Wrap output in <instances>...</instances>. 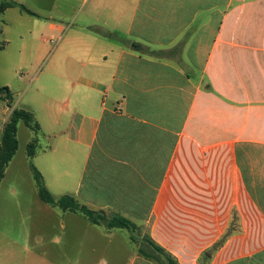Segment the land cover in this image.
<instances>
[{
	"label": "crops",
	"instance_id": "crops-1",
	"mask_svg": "<svg viewBox=\"0 0 264 264\" xmlns=\"http://www.w3.org/2000/svg\"><path fill=\"white\" fill-rule=\"evenodd\" d=\"M5 1L38 16L7 8L0 22L13 9L31 17L20 51L31 41L30 65L47 60L27 111L40 126L31 161L51 195L145 226L176 264H264V0ZM69 24L74 36L43 58L35 33ZM61 81L71 90L56 117ZM3 104L0 142L19 108ZM24 127L0 181V264H157L126 230L39 200L15 166L33 137L20 143Z\"/></svg>",
	"mask_w": 264,
	"mask_h": 264
},
{
	"label": "rangeland",
	"instance_id": "rangeland-1",
	"mask_svg": "<svg viewBox=\"0 0 264 264\" xmlns=\"http://www.w3.org/2000/svg\"><path fill=\"white\" fill-rule=\"evenodd\" d=\"M20 12L17 9L10 10L6 13V20L10 23L6 27L4 26V23L6 24L7 21L5 18L2 20V23L0 22V25H2V29H4V33H0V84L3 86H7L10 90L11 97H12V105L18 103V107L21 109L29 110V98L33 95V91L36 87V81L34 79L35 76L39 72H44L47 70V60L46 58L42 60V56L38 57L36 59L35 64L33 67L30 65V58L33 57V51H32V45L33 42L28 41L24 53H21V41L18 39V34L22 33L26 36V30L29 28V31H31V22L32 19L29 17V19L21 20L19 19ZM44 15V14H42ZM5 20V21H4ZM25 20H29V23L25 22ZM65 31L59 35L56 32H50L48 30H40L39 33H35L36 37H42L43 40L41 44L44 45V51L42 53L43 58L44 55L51 54L53 51L57 49V47L60 49L64 46H66V38H72L74 36V30H76V27L74 24L65 25ZM34 38V37H33ZM30 40V36H29ZM21 53V54H20ZM40 54V53H39ZM42 60V61H41ZM43 74V73H42ZM43 79H45L46 84L48 87L53 86L55 84V81L53 79L45 78V76L41 75V81L42 83ZM58 90H64V98L59 99L57 98V101L55 102L54 108L52 113L58 117V114L61 113L62 116L63 113L59 110H63L62 103L66 96L68 95V92L71 90L69 87V82L67 81H61L58 82V87L56 88V93L58 94ZM30 94V95H29ZM55 101V99H54ZM5 107L3 104V101H0V121L2 120V108ZM38 112V111H37ZM31 133L26 127L23 129H20L19 131V140L20 143H22L26 138L27 134ZM41 146L44 145V141H41ZM26 146V145H25ZM21 149H19L17 155H16V169L17 171H20L21 179L27 180L25 172H27V176L30 180L31 176L27 165V158L25 153V148L21 144ZM32 180V179H31ZM33 182V181H32ZM33 184V183H32ZM24 197L30 198L35 197L36 198V191L33 184V191L30 188L29 185H24ZM33 192V195H32ZM37 200V198H36ZM108 214V213H107ZM109 215V214H108ZM137 228L133 232L125 231V234H128L129 239L132 237L134 241H131L135 245H143L146 243V227L143 225H137ZM127 232V233H126ZM160 258L164 260V256L160 255Z\"/></svg>",
	"mask_w": 264,
	"mask_h": 264
},
{
	"label": "trees",
	"instance_id": "trees-1",
	"mask_svg": "<svg viewBox=\"0 0 264 264\" xmlns=\"http://www.w3.org/2000/svg\"><path fill=\"white\" fill-rule=\"evenodd\" d=\"M7 8H18L22 13L33 17H38L36 14L29 11L25 6L16 4L12 1H5L0 4V12H3ZM103 36L109 38L115 37L109 32H103ZM0 101H4L7 107L11 108L12 97L7 86L0 85ZM19 122H22L25 127L33 134V137L27 142L25 146V155L36 195L40 201L59 212L78 214L89 224L93 226H103L108 231L113 229H124L128 232H133L137 228L134 222L130 221L121 214L113 213L108 215L102 210H93L85 204L78 202L75 197L71 195H62L58 198H54L51 195L43 183L40 172L35 168L31 161L37 152L40 126L34 115L25 109H11L9 116L3 125L0 142V181L3 178L6 167L12 160L18 148L17 125ZM130 240L134 241L132 237ZM146 243L149 246L150 251H146V249L142 247L138 248V252L144 257L154 261L157 264H176L167 254L164 253L160 247L153 244L149 239H147V237ZM160 255L164 256V260L160 258Z\"/></svg>",
	"mask_w": 264,
	"mask_h": 264
}]
</instances>
